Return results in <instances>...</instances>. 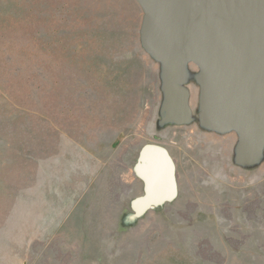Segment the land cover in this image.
<instances>
[{
	"label": "rangeland",
	"instance_id": "rangeland-1",
	"mask_svg": "<svg viewBox=\"0 0 264 264\" xmlns=\"http://www.w3.org/2000/svg\"><path fill=\"white\" fill-rule=\"evenodd\" d=\"M143 19L0 0V264H264V145L205 121L190 61V120L168 118Z\"/></svg>",
	"mask_w": 264,
	"mask_h": 264
},
{
	"label": "water",
	"instance_id": "water-1",
	"mask_svg": "<svg viewBox=\"0 0 264 264\" xmlns=\"http://www.w3.org/2000/svg\"><path fill=\"white\" fill-rule=\"evenodd\" d=\"M144 13L142 43L166 63L167 116L190 120L187 62L200 67L205 121L241 135L240 153L264 145V0H135ZM197 81V79H196Z\"/></svg>",
	"mask_w": 264,
	"mask_h": 264
},
{
	"label": "crops",
	"instance_id": "crops-1",
	"mask_svg": "<svg viewBox=\"0 0 264 264\" xmlns=\"http://www.w3.org/2000/svg\"><path fill=\"white\" fill-rule=\"evenodd\" d=\"M194 80L196 81V78H194ZM194 84H197V85H199V83L196 81V83H194ZM194 84H193V86H194ZM196 85V86H197ZM200 86V85H199ZM192 89V88H191Z\"/></svg>",
	"mask_w": 264,
	"mask_h": 264
}]
</instances>
